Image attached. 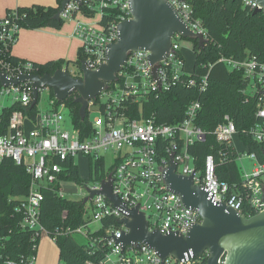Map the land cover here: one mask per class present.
<instances>
[{"label":"built area","instance_id":"obj_1","mask_svg":"<svg viewBox=\"0 0 264 264\" xmlns=\"http://www.w3.org/2000/svg\"><path fill=\"white\" fill-rule=\"evenodd\" d=\"M167 1L175 7L180 17L194 32H202L206 37L205 29L193 18L189 0ZM242 1L244 6L252 10L259 8L253 0ZM13 15L16 13L13 12ZM95 15L96 18H93ZM59 17L63 20H75L74 34L81 41L83 60L87 68L96 69L105 62L106 46L117 38L118 23L129 19L131 13L129 0H79V2L68 0ZM19 31V25L9 18L0 21V53L8 51L17 40ZM180 37L177 33L172 36V51L159 62L157 75L160 85L152 77L149 52L131 51L122 65L118 80L109 83L99 94L105 99L99 102L97 116L91 119L87 116L86 129L75 128L73 123L71 129L65 128L66 121L61 107L67 106L63 102L56 105L55 97L50 100L52 105L50 109L39 110L34 117L27 116L20 109L12 111L8 132L0 135V159L5 156L11 157L15 163L23 164L30 175L28 193L17 206L22 213L20 221L22 228L40 229L39 237L42 232H46L39 221L43 198L41 190L47 185L55 184L58 186L57 192L63 195L61 184L66 181L62 178L65 161L75 158L78 154L94 162H101L103 167L107 158L113 161L108 169L109 173L104 178L95 179L91 185L84 188L100 189L101 181L107 180L111 174L112 192L129 207L139 203V209L144 212L150 230L157 228L161 233L167 230L185 233L189 223L201 222L198 212L185 207L180 196L170 191L162 178V169L169 164L168 153L174 150L176 172L191 175V171L195 169L194 184L206 186L214 193L213 199L223 201L241 212L246 206L245 203L254 213L264 209V201L261 198L264 187V162H259L254 152L247 153L249 158L258 161L257 166L250 172H242L244 194L230 188L228 182L217 178L211 155L206 156L203 169L197 168L188 147L204 140L206 136V132L194 122L200 109L199 101L190 102L184 111L183 119L174 124L159 123L150 116L129 117L125 112L123 102L129 100L136 102L149 93L166 90L182 79L183 74L188 73L190 69L180 56ZM220 60L232 67L242 68L251 79L252 92L258 94L256 114L259 121L252 126L250 134L256 141H264V63L256 59L238 61L221 57ZM77 67L80 71V67ZM62 68L68 70V65H63ZM35 70L32 61L13 63L0 57V73H5L8 78H15L20 73H36ZM69 73L72 74L70 71ZM182 81L187 86H196L199 82V88L203 90L207 84V76H203L199 81L192 77L183 78ZM0 85V95L12 94L13 102H18L23 107L31 104L30 81L7 86L0 82ZM45 89L49 91V88ZM99 95L88 101L87 114L97 103ZM224 118L225 121L216 126L214 134L219 141L233 143L237 130L227 115ZM88 194L89 191L86 190L85 197ZM87 201H90L89 207L86 206ZM87 201L85 217L89 220L88 223L92 220L101 222L107 216L117 220L124 217V213L102 194L95 193ZM88 223L74 228L67 227L56 232L51 238L56 241L57 236L61 234H82L88 238L90 231L85 230ZM120 230H127L124 224L118 223L116 227L109 225L105 228L104 236H110L113 231V234L119 237ZM103 239L108 245L104 256L97 262L87 261L86 264H204L203 256H208L207 252H204L198 257L191 256L181 261L169 255L162 258L161 263V257L145 244L140 243V249L126 246L120 252V245L114 242L113 237ZM34 260L35 255H31L20 264H34ZM15 263L13 260L3 262Z\"/></svg>","mask_w":264,"mask_h":264},{"label":"trees","instance_id":"obj_2","mask_svg":"<svg viewBox=\"0 0 264 264\" xmlns=\"http://www.w3.org/2000/svg\"><path fill=\"white\" fill-rule=\"evenodd\" d=\"M61 0L57 6L31 5L8 9L2 21L9 18L16 22L20 29H35L41 27L60 28L64 20L54 18ZM193 9V18L198 20L205 29L207 41L199 46L192 41L194 63L182 79L194 78L197 81L207 76L205 89L183 84L182 79L170 85L168 89L149 93L139 101L129 100L124 103L125 112L129 117L150 116L156 122L174 124L181 121L187 105L197 100L200 109L194 119L196 125L206 132L205 139L197 141L188 147L197 168L203 169L206 156L211 155L214 161V172L221 181L229 183L230 188L244 194L242 171L238 163L239 152L233 143L219 141L214 134L216 126L225 121L227 115L237 130V135L249 153L254 152L259 162H264V141H256L250 134L252 126L259 121L257 116L258 94L248 91L251 79L242 68L232 67L220 60L226 57L232 60L245 61L256 59L264 63V9L254 12L244 6L242 0H189ZM13 12L16 15H13ZM19 34V33H18ZM183 38L182 36L180 39ZM12 46V45H11ZM11 46L0 57L17 63L25 61L11 54ZM74 61L50 60L44 63L32 61L35 72L39 75L52 74L70 62L80 65L84 59L80 49ZM181 58L183 56L180 54ZM112 86V85H110ZM1 89V85H0ZM50 98H54L49 89ZM23 107L18 102H12L0 110V135L8 132V122L12 111L20 109L27 116L34 117L37 113V103ZM77 93H72L63 103L70 112L75 128L86 129L87 112L83 120L78 114L79 104L75 102ZM60 102L56 101V105ZM90 163V175L94 180H101L109 173L101 162ZM64 180L74 181L80 185L84 180L80 177L78 165L74 158L65 161ZM30 175L23 164H17L11 157L0 159V264L5 260L20 263L31 255H36L40 229H28L20 226L22 213L17 209L18 203L28 193ZM58 186L47 185L42 188L39 221L42 228L52 237L56 232L67 227H77L88 223L85 217L83 199H73L57 192ZM242 209L245 215L255 214L249 210L247 203ZM109 225L118 226V220L107 216L101 220L100 228L89 233L83 243L78 242L73 235L61 234L55 243L59 249L60 264H86L87 261H99L108 250L103 236ZM207 256H203V262Z\"/></svg>","mask_w":264,"mask_h":264},{"label":"water","instance_id":"obj_3","mask_svg":"<svg viewBox=\"0 0 264 264\" xmlns=\"http://www.w3.org/2000/svg\"><path fill=\"white\" fill-rule=\"evenodd\" d=\"M67 1L61 0L54 18H60L59 14ZM253 1L259 6L254 12L264 8V0ZM129 7L131 17L118 23L117 38L106 46L105 62L98 68L89 69L85 61L81 60V75L76 77L62 67L52 74L20 73L15 78H8L5 73H0L1 84L7 86L30 81L31 107L36 104L40 89H51L58 102H63L76 92L75 102L79 104L78 114L83 120L88 101L95 99L109 83L118 80L122 65L131 51L149 52L151 74L160 85L157 75L159 62L172 51L171 38L175 33L196 40L199 46L207 41L202 32H194L188 26L167 0H129ZM174 152L175 150L168 153L169 164L162 169V178L166 187L180 196L185 207L198 212L201 222L189 223L185 233L178 230L161 233L157 228L150 230L144 212L139 209V203L129 207L112 192V178L109 174L107 180L101 181L100 189L86 187L89 194L83 198L85 203L95 193L102 194L124 213L118 223L124 224L127 230H120L119 237L113 231L110 236L103 237H113L114 242L120 245V252L126 246L140 249L139 244H145L161 257V263L162 258L169 255L182 261L207 252L204 264H264V209L247 216L225 202L213 199L214 193L206 186L194 184L195 169L191 171V175L176 172ZM261 198L264 201V187Z\"/></svg>","mask_w":264,"mask_h":264},{"label":"crops","instance_id":"obj_4","mask_svg":"<svg viewBox=\"0 0 264 264\" xmlns=\"http://www.w3.org/2000/svg\"><path fill=\"white\" fill-rule=\"evenodd\" d=\"M34 4L53 6V0H0V18L4 17L8 9L16 8L18 6H31ZM69 21L70 22L68 24L62 25L60 28H21L17 40L11 46V54L20 59L35 61L38 63H44L50 60L59 59L68 60V57H76L78 51L81 49V41L74 34L75 20L70 19ZM181 55L183 56L182 53ZM185 65L188 69H191L193 66V64L191 66L187 65L186 61ZM236 137H238L237 134ZM238 141L241 143L239 138ZM233 144L235 146L234 138ZM241 146L244 147L242 143ZM44 237L45 236H43V234L41 233L38 239L34 264H47L49 262L52 264L54 260L55 264L56 261L57 264H60L59 249L57 244L51 237ZM48 238L56 244V249L53 243L50 242Z\"/></svg>","mask_w":264,"mask_h":264},{"label":"rangeland","instance_id":"obj_5","mask_svg":"<svg viewBox=\"0 0 264 264\" xmlns=\"http://www.w3.org/2000/svg\"><path fill=\"white\" fill-rule=\"evenodd\" d=\"M57 5V0H53V6ZM79 18H81V16H79ZM93 18H96V15L93 16ZM70 21L69 20H64L63 25L68 24ZM180 42V52L183 54L184 59L186 61V64L191 66L194 62V58H193V50L191 47V43L192 41L190 39H187L185 37L181 38L179 40ZM78 55H76V57H68L70 61H74L76 60ZM67 60V59H66ZM68 70L72 73V74H78L79 73V69L76 65V63L74 62H70L68 64ZM248 91H252V83L250 86H248ZM103 99H105L103 96L98 97V101L97 103L92 106L90 108V112L88 113V118H93L95 116H97L98 114V110H99V102H101ZM50 93L47 89H42L40 91V96H39V100L37 103V110H48L49 108L52 107L51 103H50ZM13 102V95L12 94H6V93H2L0 95V109L4 106H9L11 103ZM62 108V112L64 114L65 117V128L66 129H71L72 128V121H71V116H70V112L66 107H61ZM234 138V143L235 146L238 150V152L240 153V156L238 158V163L241 167V171H247L250 172L252 170V168L254 166H257L258 161L257 160H253L251 158L248 157V151L246 147H242L241 143L238 141V137H236V135L233 137ZM75 163L78 165V170L80 173V177L84 180V184L80 185L74 181H70V180H66L63 181V183L61 184V188L63 191V195L69 197V198H73V199H83L85 197V186L86 185H91L93 183L94 180V175L93 173L90 175V163H89V159L82 155V154H78L75 156L74 158ZM113 161L110 159H106L105 160V170H108L110 168V166L112 165ZM86 206L89 207L90 206V201L86 202ZM101 226V222L98 220H92L91 222L88 223V225L85 227V230H89L90 232H93L94 230L100 228ZM43 236L50 237L46 232H42ZM74 238L80 242L83 243L86 241V237L82 234H75L73 235ZM44 237V238H45ZM49 239V238H48ZM50 242H52L49 239ZM55 249H56V244L54 242H52ZM15 264H20V263H15ZM47 264H51L50 262ZM52 264H55V260ZM57 264V261H56Z\"/></svg>","mask_w":264,"mask_h":264},{"label":"flooded vegetation","instance_id":"obj_6","mask_svg":"<svg viewBox=\"0 0 264 264\" xmlns=\"http://www.w3.org/2000/svg\"><path fill=\"white\" fill-rule=\"evenodd\" d=\"M81 75V73H80V71H79V73L77 74V76H80Z\"/></svg>","mask_w":264,"mask_h":264}]
</instances>
